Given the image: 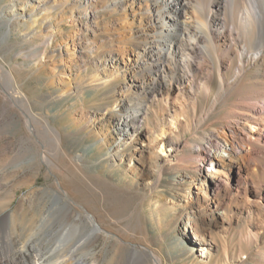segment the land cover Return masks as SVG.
<instances>
[{
  "label": "rangeland",
  "instance_id": "1",
  "mask_svg": "<svg viewBox=\"0 0 264 264\" xmlns=\"http://www.w3.org/2000/svg\"><path fill=\"white\" fill-rule=\"evenodd\" d=\"M10 1L0 0V21L11 19V13L3 8L9 7ZM44 1L48 9L40 15L47 19L42 27L37 25L28 29L17 24L13 35L6 37V29L0 22V264H32L35 258L40 257H45L44 264H75L79 258L85 264H153L146 250L160 259L162 264H224V243L229 252V263L237 264L242 259L247 264H264V209L258 205L255 195L259 192L264 195V163L263 167L258 168L259 178L255 181V190L252 189L247 196L243 194L235 197L225 209V217L219 227L211 228L205 237V246H194V236L185 225V219L179 220L183 208L194 202L196 190L193 185L189 188L181 185L173 192V197L160 199L158 195L168 187L156 189L149 186L154 176L152 156L160 158L167 153L165 147H156L154 140L158 134L154 132L161 122L164 131L170 128L165 108L158 104L159 97L153 102H144L143 97L134 90L123 92L130 81H135L131 75L95 92H87L83 102L76 106H72L69 100H66V104L61 102L62 105H53L44 99L48 92L47 78L54 73L69 75L68 78L63 77L67 81L65 86L55 84L51 88L50 91L55 92V95L60 94L61 89L64 91L83 85L93 76H102L106 71L101 66L105 52L111 48L120 52V45L128 40L131 44L138 43L133 39L137 22L129 13L125 17L119 10L112 11L111 0ZM14 11V14L19 15L20 6ZM71 16L75 19L71 20ZM47 25L53 30L55 42L50 47L44 45ZM29 32L31 41L25 37ZM40 33L43 37H40ZM80 39L87 41V47L90 48L87 53L83 45H77ZM60 45L61 48L70 46L69 55L60 58V63L66 64L68 71L58 68L56 47ZM259 45L260 42L254 38L249 48L256 52ZM125 50V56L130 57V49ZM202 56L211 66L213 62L216 63L211 49L203 51ZM255 58L249 55L235 63H241L245 70L242 84L257 80L251 61ZM260 64L264 72V58ZM7 72L15 79L19 91L28 98L25 111L34 119L38 137L47 145L49 158L56 163H64L55 148L49 130L51 127L63 136L62 150L78 162L69 168L79 172L83 182L86 177L94 178L97 186L94 192L83 184L80 191L76 192L77 187L65 174L55 166L42 162V146L27 131L22 112L11 105L2 89V86L9 88L10 85ZM223 73L227 81L233 80V71L223 70ZM120 90L127 99L130 111L145 105L156 110L157 115L155 118L154 114L151 115L149 120H139L146 121L141 126L144 124L149 131L150 142L147 146L130 140L120 141L115 135L109 138V150L116 156L113 163L121 164L119 168H113L109 162L98 165L101 155H95L97 152L92 142L83 136L89 131L86 128L91 120L100 117V112L106 107L114 105ZM217 92V83L212 81L209 93L195 100L194 109L182 105L180 98L177 102L172 100L175 106L172 112L179 115L182 125L176 133L178 136L172 135L171 138L182 144L187 141L189 148L193 149L198 146L194 140L197 135L209 132L221 122L226 125V120L222 118L234 102L235 92L224 103L216 104L212 111ZM171 98L174 99V95ZM181 107L183 111H180ZM73 130L77 138L69 141L65 136L72 134ZM249 130L252 131L253 127H249ZM259 147L253 145L254 150ZM166 178L179 182V176ZM57 179L71 194L74 203L56 195L55 192H59ZM153 200H156L158 208L155 212L160 216L159 225L150 221ZM89 213L96 217L102 228L101 233L91 238ZM60 235H63L62 247L51 253ZM30 239L32 243L28 244ZM210 241L211 256L206 258L200 250H206ZM72 248L75 249L73 255L69 254ZM133 253H138V259L130 263Z\"/></svg>",
  "mask_w": 264,
  "mask_h": 264
},
{
  "label": "bare ground",
  "instance_id": "2",
  "mask_svg": "<svg viewBox=\"0 0 264 264\" xmlns=\"http://www.w3.org/2000/svg\"><path fill=\"white\" fill-rule=\"evenodd\" d=\"M17 6H20L19 15L14 14ZM110 6L112 11L119 10L125 17L127 13L132 15L138 25L133 39L138 43L131 44L128 40L120 45V52H115L111 48L105 52V60L101 63L102 68L106 69L105 73L101 74L102 76H93L83 85L72 89L64 91L61 89V93L58 95L50 91L51 88L55 84L65 86L67 81L63 80V77H69V75L66 76L62 72L52 74L50 78H47L46 89L48 92L44 99L53 105H62L61 102L66 104V100H69L72 106H76L77 103L83 102L87 92H95L99 88L110 86L120 78L131 75L135 81H130L123 92L134 90L136 94L143 97L144 102L156 100L159 97L158 104L164 106L170 119V131H164L161 122L154 132L158 134L154 140L156 147H165L167 153L160 158L157 155L152 156L154 176L149 186L156 189L168 187L158 195L160 199L166 196L173 197V192L181 185L187 186V188L193 185L196 190L194 202L183 208L182 213L179 214V220L185 219V225L194 236L193 245L201 248L206 244L205 237L209 235L210 229L219 227L221 224L225 217V209L233 199L243 194L247 196L252 192V189L255 190V181L259 178L258 168L264 163V72L262 64H260L264 58L262 55L264 49V0H111ZM3 8H7L11 13L10 20L0 21L6 29L4 33L6 37L13 35L17 24L32 29L37 25L42 27L47 20L40 16L48 9L44 0H23L21 2L11 0L10 6ZM45 30L48 32L45 33L44 45L53 46L55 42L51 26L47 25ZM25 37L27 41L32 39L30 32L26 33ZM254 38L260 42L256 52H252L249 48ZM72 44L74 43L72 42ZM72 44L71 46L74 47L75 45ZM77 45H83L86 53L90 50L84 39L78 40ZM69 47L68 45H64L63 48L61 45L56 47L59 55L58 68L64 71H68V69L66 64L60 63L62 62L60 58L62 55H69ZM126 48L130 49V57L125 56ZM207 49L213 51L216 60V63L212 64L214 68L202 56L203 51ZM249 55L256 57L251 61L254 63L253 73L257 80L242 84L245 70L241 63H235ZM223 70L235 73L231 82L227 81ZM7 74L10 85L8 84L9 88L1 85L2 89L11 105L22 112L27 131L42 146V162L55 166L65 174L72 185L77 187L75 188L76 192L80 191L82 184L86 189L94 192L97 189L96 183L93 181L94 178L86 177L83 182V177L79 176V172L69 168L78 162L62 150L63 136L51 127L49 130L55 148L64 163L62 164L61 161L56 163L49 158L46 153L47 145L40 140V136L38 137L39 131L33 123L34 119L25 111L28 98L19 91L20 87L11 73L7 72ZM212 81H216L218 87L212 111L216 104L224 103L231 93L235 92L233 95L236 97L222 118L226 120L227 124L224 125L221 122L209 132L197 135L194 140L198 146L192 149L189 148L187 141L182 144L171 138L172 135L178 136L176 133L182 125L179 115L175 111L172 112L175 107L172 100L176 101L180 98L182 105L194 109L195 100L198 96H206L209 93V84ZM123 92L120 90L113 106L106 107L100 112V117L91 120L89 127L86 128L89 131L83 136L92 142L95 147L94 151L97 152L95 155L97 157L101 155L103 158L98 159V165H104L107 162L113 168H119L121 165H114L113 161L116 156L109 150L108 140L112 135H115L120 141L130 140L138 145L144 143L147 146L150 142L149 131L144 124H142L143 127L141 126V123L146 121L139 120L140 118L149 120L153 114L155 118L157 111L140 104L138 109L130 111L127 108V99L123 96ZM172 95H174V99L171 98ZM182 105L180 104V106ZM180 111H183L182 107ZM249 127H253V130H249ZM74 131L65 138L75 141L77 133ZM253 145H260V147L254 150ZM167 176L172 179L179 176V182L175 183L174 179L167 180ZM187 178L190 180L188 181ZM56 186L59 192L53 190L52 192L70 203H74L71 194L58 179ZM255 195L258 205L260 204L264 209V195L260 192ZM153 201L150 221L159 225L160 216L155 212L158 209L156 200ZM87 217L90 222L89 237L91 238L101 233L102 228L93 214L89 213ZM27 243H32V240L30 239ZM211 243L210 241L206 245V250H200L203 257L211 256ZM62 244L63 235H60L55 240L51 253L59 251ZM30 247L33 248V245ZM224 248V264H231L228 261L229 252L226 243H224ZM74 252L75 249L72 248L69 254L73 255ZM146 252L153 264H162L152 252L149 250ZM137 254L133 253L129 259L130 263H133L136 258L138 259ZM83 261L81 258L76 259L75 264H85ZM44 262L45 257H40L35 258V262L32 264H44ZM62 263L58 262L57 264ZM237 264L247 263L240 259Z\"/></svg>",
  "mask_w": 264,
  "mask_h": 264
}]
</instances>
